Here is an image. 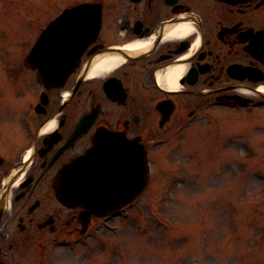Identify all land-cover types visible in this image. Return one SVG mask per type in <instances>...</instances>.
<instances>
[{
    "label": "flooded vegetation",
    "instance_id": "af4514ba",
    "mask_svg": "<svg viewBox=\"0 0 264 264\" xmlns=\"http://www.w3.org/2000/svg\"><path fill=\"white\" fill-rule=\"evenodd\" d=\"M91 2L101 5L100 32L64 87L48 92L45 105L41 90L25 110L15 107L17 125L0 113V264H101L103 248L116 244L106 234L117 232L119 219L130 222L132 205L103 217L70 194L86 185L70 166L97 134L146 150L149 187L156 147L199 122L264 105V0ZM110 58L121 62L89 77ZM63 169L67 203L53 189Z\"/></svg>",
    "mask_w": 264,
    "mask_h": 264
},
{
    "label": "rangeland",
    "instance_id": "374dc122",
    "mask_svg": "<svg viewBox=\"0 0 264 264\" xmlns=\"http://www.w3.org/2000/svg\"><path fill=\"white\" fill-rule=\"evenodd\" d=\"M91 1L0 0L2 120L17 125L12 110L40 91L23 60L41 31ZM227 114L155 148L152 183L130 207V222L119 219L106 234L116 244L103 248L101 264H264V105Z\"/></svg>",
    "mask_w": 264,
    "mask_h": 264
},
{
    "label": "water",
    "instance_id": "95a60500",
    "mask_svg": "<svg viewBox=\"0 0 264 264\" xmlns=\"http://www.w3.org/2000/svg\"><path fill=\"white\" fill-rule=\"evenodd\" d=\"M101 17V5L78 4L65 9L41 32L24 62L35 71L36 81L45 92L64 87L85 50L96 41ZM45 92L40 97L41 105L47 104ZM70 167L77 183H86L84 187H72L70 194L78 198L80 195L87 201L86 208L103 217L116 216L148 185L146 151L122 136L97 134L93 147ZM67 176V169H63L54 179L53 189L62 203L71 200L66 187Z\"/></svg>",
    "mask_w": 264,
    "mask_h": 264
},
{
    "label": "bare ground",
    "instance_id": "6f19581e",
    "mask_svg": "<svg viewBox=\"0 0 264 264\" xmlns=\"http://www.w3.org/2000/svg\"><path fill=\"white\" fill-rule=\"evenodd\" d=\"M182 29L184 31H186L188 29V27L186 25L182 26ZM120 60L116 59V58H110L106 61L100 62V63H96L93 67L92 70L90 72L89 77L93 78V77H98L99 75L102 74H107L110 73L111 71H113L119 64H120ZM263 93H264V88L262 89Z\"/></svg>",
    "mask_w": 264,
    "mask_h": 264
}]
</instances>
